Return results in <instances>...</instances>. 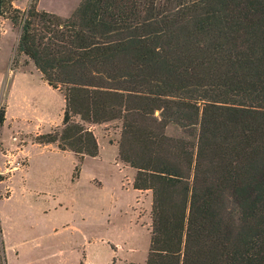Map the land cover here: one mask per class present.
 <instances>
[{"label": "trees", "instance_id": "16d2710c", "mask_svg": "<svg viewBox=\"0 0 264 264\" xmlns=\"http://www.w3.org/2000/svg\"><path fill=\"white\" fill-rule=\"evenodd\" d=\"M37 1L8 5L16 53L64 107L34 142L81 163L90 125L120 120L118 157L152 196L145 264H264V0H82L68 17Z\"/></svg>", "mask_w": 264, "mask_h": 264}, {"label": "rangeland", "instance_id": "374dc122", "mask_svg": "<svg viewBox=\"0 0 264 264\" xmlns=\"http://www.w3.org/2000/svg\"><path fill=\"white\" fill-rule=\"evenodd\" d=\"M81 1L38 0L37 8L68 17ZM30 2L0 0V264H85L84 254L98 264H145L152 196L133 189L135 170L116 160L120 120L90 126L99 153L82 163L34 142L61 127L64 98L16 53L8 5Z\"/></svg>", "mask_w": 264, "mask_h": 264}, {"label": "crops", "instance_id": "0c3cea01", "mask_svg": "<svg viewBox=\"0 0 264 264\" xmlns=\"http://www.w3.org/2000/svg\"><path fill=\"white\" fill-rule=\"evenodd\" d=\"M91 125H93V124H91ZM91 125H90V126H91ZM97 155H98V154H97ZM85 157H86V156H85ZM85 157H84V158H85ZM84 158H83V159H84ZM116 160H118L120 163H122V161L119 159L118 156L116 157ZM82 161H83V160H82ZM81 163H82V162H81ZM122 164H123V163H122ZM133 177H134V176H133ZM133 177H132V179H131V184H132ZM137 191H138V190H137ZM84 253H85V252H84ZM115 255H116V253L114 254V256H115ZM84 259H85V261H84L85 264H98V263H94L93 261L87 259V257H86L85 254H84Z\"/></svg>", "mask_w": 264, "mask_h": 264}]
</instances>
